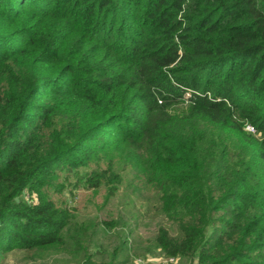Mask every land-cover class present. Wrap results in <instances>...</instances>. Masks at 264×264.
Listing matches in <instances>:
<instances>
[{"label": "trees", "instance_id": "16d2710c", "mask_svg": "<svg viewBox=\"0 0 264 264\" xmlns=\"http://www.w3.org/2000/svg\"><path fill=\"white\" fill-rule=\"evenodd\" d=\"M66 167L124 189L112 245L45 197ZM150 211L167 264H264V0H0V264H140Z\"/></svg>", "mask_w": 264, "mask_h": 264}, {"label": "rangeland", "instance_id": "374dc122", "mask_svg": "<svg viewBox=\"0 0 264 264\" xmlns=\"http://www.w3.org/2000/svg\"><path fill=\"white\" fill-rule=\"evenodd\" d=\"M111 133V130H108ZM112 136L107 135L103 139H110ZM77 169L73 167H66L64 173L62 174L59 182L46 184L42 191L47 199L53 200L58 207L65 208L70 207L71 212L75 215L74 217L79 221H104L108 219H118L122 217L126 223L118 225L114 228L109 229L108 234L105 235L100 233L99 238L106 243V245H112L114 241L118 240V237L123 231H126L131 225H134L137 220L130 217L128 210L125 209L124 203V189H120V194L111 198L109 202H106L108 197V187L102 186L100 188L94 187H80L75 188L74 183L76 182L77 176L75 175ZM132 177V173L129 175ZM61 183H65V187L61 186ZM30 190H26L25 194L29 196ZM31 196L33 200L37 201L39 195L36 191H31ZM135 210H139L135 208ZM146 208H143L145 211ZM148 217H142L140 224L137 226L139 228L135 239L140 236L137 240L138 250L135 249L133 256L135 262L139 259L140 264H167V259L163 256L160 249L154 250L152 252H147L154 246V239L157 233L158 226L166 222V219L162 214L155 215L154 211L149 212ZM164 224V223H163ZM100 229V226H98ZM137 244V243H136ZM150 247V248H149ZM150 253L147 258L144 254ZM35 257V256H34ZM4 264H79L78 259L69 253L64 252H53L50 254H43L37 256L34 260H31L24 252L13 251L9 253L6 257ZM175 264H185L183 260H179Z\"/></svg>", "mask_w": 264, "mask_h": 264}, {"label": "built area", "instance_id": "2783aa9c", "mask_svg": "<svg viewBox=\"0 0 264 264\" xmlns=\"http://www.w3.org/2000/svg\"><path fill=\"white\" fill-rule=\"evenodd\" d=\"M246 129L248 130V131H250V132H256L255 131V128H254V126L252 125V124H249V123H246ZM30 197V195L29 196H27L26 195V198H29ZM34 197L33 196H31L29 199H33Z\"/></svg>", "mask_w": 264, "mask_h": 264}]
</instances>
